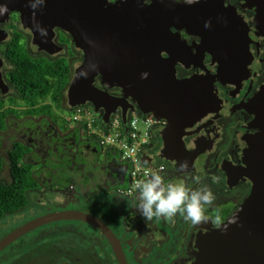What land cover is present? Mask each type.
Instances as JSON below:
<instances>
[{
	"label": "flooded vegetation",
	"instance_id": "1",
	"mask_svg": "<svg viewBox=\"0 0 264 264\" xmlns=\"http://www.w3.org/2000/svg\"><path fill=\"white\" fill-rule=\"evenodd\" d=\"M117 1L107 0L108 3ZM139 1L142 5L152 2ZM223 1L244 20L246 25L244 32L247 35V50L243 67L239 65L241 69L222 76L221 81L218 77L215 79L219 64L209 53L201 54L199 48H196L200 38L191 32L185 33L183 29L171 28L172 33L178 32L181 41L186 42L175 64L176 78L182 80L189 77H213L212 86L218 103L222 106L203 115L187 129V133L182 134L180 149H176V146L170 148L169 155L176 158L175 162L163 160L158 155L154 161L163 162V171L158 172L165 176L166 184L187 183L190 187L207 185L211 188L216 199L213 206H205L204 215L208 217L210 214L209 219L213 227L225 221L251 192L252 182L246 175L248 169L246 152L249 145L258 139L261 132L259 120L264 113V3L256 5L249 0ZM33 40L32 31L24 27L20 14L11 12L0 16V114L3 115V123L0 125V158L3 163L0 172L4 169L6 173V179L2 177L1 179L5 184L12 182L10 157L15 158L16 154H19V166L27 168L28 175L34 183L25 189L26 204L19 209L41 204L43 196L45 198L51 192V178L56 170L49 166L52 162L63 165L67 168L65 171H71V174L80 172L87 183L71 178L64 190L59 189L62 204L58 209L48 212L75 209L95 214L89 208L85 209V204L80 199L87 196L92 186L97 187L91 182L93 173L85 171L89 160L81 161L86 155L92 161L91 169L95 166L101 172L98 190L128 202L125 227H129L126 230L130 231L125 234V229L122 234L113 231L127 264H190L198 251L196 243L200 229L190 221H185L179 214L171 221L153 218L146 224L133 207L136 195L126 196L120 192L128 180V164L120 160L117 154L103 151L97 138L88 136L85 126L70 121L68 117L64 121L65 114L72 113L67 105L66 86L82 62V51L75 47L70 35L58 27L52 29L49 49L38 50V45H35ZM15 44L21 46L31 59L51 62L59 60L68 65L67 81L59 94V105L55 104L56 101L51 96L42 98L37 96V99H33L31 97L33 89L29 82L25 83L24 88H19L18 79L12 76L16 68L13 59ZM161 55L166 57L164 53ZM95 85L102 90L105 89L111 96L116 98L122 96L117 88L106 89L101 86L99 78H96ZM36 89L37 92L41 91L35 87ZM27 91L30 93L27 95L30 100L25 97ZM49 107L52 114L44 111ZM114 112L121 116L125 112L128 119L133 113L139 114V109L134 101L126 99L112 113ZM94 113L99 122L103 121V112ZM110 115L109 119L112 117ZM156 144L160 152L163 146L160 134L156 138ZM115 161L118 162V165L115 164L118 168L114 166ZM184 163L187 164V168L181 169ZM74 221L78 220H57L37 227L44 229L50 224L57 223L59 231L67 229V233L71 234L74 241L75 238L79 239V247L75 250L72 245L67 246L65 241H58L52 247V251L56 252L52 257L53 263L55 260L56 264L70 260L71 264H113L109 256L113 253L117 262L115 264H119L107 239L90 224L82 222L76 225ZM5 232H2L1 236L8 233ZM26 234L7 245L8 248L15 242L24 240ZM81 237L87 241V245L80 241ZM108 245L110 247L105 250ZM7 246L0 251V257L7 250Z\"/></svg>",
	"mask_w": 264,
	"mask_h": 264
},
{
	"label": "water",
	"instance_id": "2",
	"mask_svg": "<svg viewBox=\"0 0 264 264\" xmlns=\"http://www.w3.org/2000/svg\"><path fill=\"white\" fill-rule=\"evenodd\" d=\"M250 1L256 5L264 3ZM0 3L7 4L6 14H20L24 27L32 31L38 50L49 49L52 29L58 27L82 51V62L66 86L70 110L88 105L96 113L103 112L106 123L118 105L131 99L140 114L166 121L160 131L163 146L159 157L169 162L176 161L169 151L175 146L180 149L182 134L203 115L222 106L212 86L213 77L176 78L175 64L186 42L171 28L200 38L196 48L201 54L209 53L219 64L215 79L221 81L222 76L241 69L246 60L245 22L223 0L192 4L185 0H152L148 5L139 0H44L35 10L27 0ZM37 25L46 30L45 36L36 30ZM96 78L106 89H119L122 96L116 98L98 88ZM122 118L125 122V112ZM259 121L261 132L246 152L251 192L219 227L211 226L210 214L205 222L195 225L200 229L198 251L190 264H264V113ZM142 162L148 163L150 158L142 156ZM67 219L90 224L110 242L118 263L127 264L111 227L95 215L75 209L47 212L13 229L0 238V251L39 226ZM125 230L124 234L130 231Z\"/></svg>",
	"mask_w": 264,
	"mask_h": 264
},
{
	"label": "rangeland",
	"instance_id": "3",
	"mask_svg": "<svg viewBox=\"0 0 264 264\" xmlns=\"http://www.w3.org/2000/svg\"><path fill=\"white\" fill-rule=\"evenodd\" d=\"M66 117L70 118V113L65 114L64 121ZM84 160H89V163H86L85 171L90 174L93 173L91 182L92 184H96L97 187L92 186L87 193V196L80 199L85 204V209L89 208V210L93 212H106L111 205V201L114 200V195L112 194L111 198H106L107 193L98 190L100 176H102L101 172L99 168L95 166L91 169L90 166L92 161H90L88 156L85 155V157L81 158V161ZM49 166L51 169H56L51 178V192L48 193L45 198L43 196L41 204H36L31 208L18 209L14 213L6 214L4 219L0 220V236L2 232H10L35 218V216L37 217V215L41 216L40 214L44 215L48 211L58 209L60 204H62V195L59 193V189L64 190L71 178L87 183L80 172L76 171L71 174V171H65L67 168L63 167V165H57L52 162ZM5 176L6 173L3 169L0 172L1 182V177L6 179ZM67 232V229L59 231V225L57 223L50 224L47 227H44V229L41 227L37 230H32L26 234L27 237L24 240L15 242L9 248L7 246V250L2 254L3 256L0 257V264H34L35 262L42 264H56V260L55 263H53L52 258L56 255V252L52 251V247L55 246L58 241H65V244L67 246L72 245L74 250L79 247V239L75 238L74 241L71 234H68ZM71 240H73L72 244H70ZM49 258H51L50 260L52 262ZM62 264H71V261L66 260Z\"/></svg>",
	"mask_w": 264,
	"mask_h": 264
},
{
	"label": "built area",
	"instance_id": "4",
	"mask_svg": "<svg viewBox=\"0 0 264 264\" xmlns=\"http://www.w3.org/2000/svg\"><path fill=\"white\" fill-rule=\"evenodd\" d=\"M105 123L98 121L92 108L87 105L72 109L70 121L85 126L88 136L97 138L103 151L117 154L120 160L128 164V182L120 190L126 196L136 195L135 184L144 180L152 172L163 169L162 163H155L159 156L156 138L164 128L166 121L156 119L151 114L133 113L123 122L122 116L114 112ZM142 156H148L150 162H142Z\"/></svg>",
	"mask_w": 264,
	"mask_h": 264
},
{
	"label": "clouds",
	"instance_id": "5",
	"mask_svg": "<svg viewBox=\"0 0 264 264\" xmlns=\"http://www.w3.org/2000/svg\"><path fill=\"white\" fill-rule=\"evenodd\" d=\"M28 6L35 10L44 3V0H27ZM187 3L198 2V0H185ZM6 3H0V16L7 13ZM41 36H45L46 30L36 26ZM187 164L181 165L186 169ZM163 171V170H161ZM136 196L133 207L145 220V223L153 218H165L171 221L178 214L193 225L206 221L204 215L205 206L211 207L215 202V195L207 185L190 187L187 183H165V176L161 172H152L144 180L135 184ZM235 223L236 221H232ZM219 227V225H217ZM227 225H224V229Z\"/></svg>",
	"mask_w": 264,
	"mask_h": 264
},
{
	"label": "trees",
	"instance_id": "6",
	"mask_svg": "<svg viewBox=\"0 0 264 264\" xmlns=\"http://www.w3.org/2000/svg\"><path fill=\"white\" fill-rule=\"evenodd\" d=\"M13 52L16 68L12 76L18 79L19 88H24L25 83L29 82L33 89L31 93L33 99H37V96L39 98L51 96L56 101L55 104L59 105V94L67 81L68 65L59 60L51 62L44 59H31L25 50L17 44L13 47ZM35 87L43 91L37 92ZM28 92H25V97L30 100L27 96L30 94ZM44 111L52 114L50 107ZM2 123L3 115L0 114V125ZM18 158L19 154H16L15 158L10 157L12 162L9 168L12 182L9 181L5 184L0 181V220H3L6 214L14 213L26 204L24 191L34 185L28 175L27 168L19 166ZM2 163L3 160L0 158V170Z\"/></svg>",
	"mask_w": 264,
	"mask_h": 264
},
{
	"label": "crops",
	"instance_id": "7",
	"mask_svg": "<svg viewBox=\"0 0 264 264\" xmlns=\"http://www.w3.org/2000/svg\"><path fill=\"white\" fill-rule=\"evenodd\" d=\"M110 161L113 162L112 159H110ZM117 163L118 162L114 163V166ZM115 167L118 168L117 166H115ZM126 181L128 182V180H126ZM127 182H125L124 187L126 186ZM120 183H121V180L119 181V184ZM106 198H111V195L109 193H107ZM127 204H128V202H126V200L122 201V199L119 200L118 198H114V200L111 201V205L109 206V209L106 212H95V214L94 213H92V214L97 216V217L102 218L101 220L106 222L111 227L112 231H114L115 233H118V234H122V231L125 229V221H126L127 216H128V205ZM80 223H82V222L74 221V224H76V225H78ZM78 234L81 235V233H78ZM80 241L84 242L85 245H87V241L83 237H81ZM108 247H110V246L109 245L106 246L105 250ZM94 249H98V248L94 247ZM109 256L112 259V263L115 264L116 260H114V258H115L114 254L110 253Z\"/></svg>",
	"mask_w": 264,
	"mask_h": 264
}]
</instances>
